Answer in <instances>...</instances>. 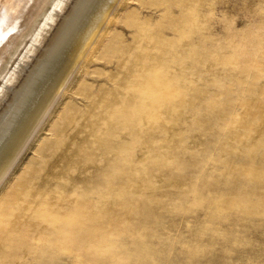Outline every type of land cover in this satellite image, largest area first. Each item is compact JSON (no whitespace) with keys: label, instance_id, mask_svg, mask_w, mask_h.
Wrapping results in <instances>:
<instances>
[{"label":"clouds","instance_id":"9594fccd","mask_svg":"<svg viewBox=\"0 0 264 264\" xmlns=\"http://www.w3.org/2000/svg\"><path fill=\"white\" fill-rule=\"evenodd\" d=\"M171 4L177 21L198 13L201 25L177 24L127 53L129 83L150 84L154 98L115 116L98 110L84 130L86 194L78 187L64 203L90 232L60 247L22 245L25 264H111L109 233L130 264H264L254 238L264 230V0ZM226 4L245 21L231 41L216 32Z\"/></svg>","mask_w":264,"mask_h":264},{"label":"rangeland","instance_id":"374dc122","mask_svg":"<svg viewBox=\"0 0 264 264\" xmlns=\"http://www.w3.org/2000/svg\"><path fill=\"white\" fill-rule=\"evenodd\" d=\"M126 1L127 0H122V2L126 4L123 5L124 3L121 2L113 10V15L110 17V22L106 23L103 27V33L101 34L103 37L101 39V43V36H99L97 38V40H99H95V42L97 41V44L94 43V48L92 47L89 51L90 55L88 53L86 57L80 62L78 68L70 78L69 83L59 94L52 107L49 109L48 113L38 126L37 130L29 139L25 147L21 150L14 163L4 175V178H2L0 181V224L2 223L0 225V242L3 241L0 243V255L1 253H5V256H0V261L6 262H3V264H11L12 262H14L12 264H25V260H20L19 258L28 257V249L22 247V245H25L26 243L28 245H37L36 247L38 248H44L45 245V248L60 247L62 244H67L68 240L71 242L74 238H76L75 235L73 239L69 238L67 240L69 237L67 231L70 229V226H73L71 225L72 223L74 224V222H77V216H82V214L78 211L77 206L70 205L72 210L70 215L69 211H67L68 207L62 204H65L64 201L69 195L73 197L77 195L75 189L78 187H80L82 193L86 194L82 187L84 174L80 173V169L84 167V153L89 142V137H85L84 135V130L91 127L88 122L94 115L97 114L98 110L107 111L110 108L112 111L109 114L115 116L120 110L121 105L127 107H143L150 98H154L153 89L150 84L137 86L135 84L129 83L131 80V76L129 75L131 65L128 64L127 53L131 51L132 48H135L137 44H141L145 51H147L149 47L152 46L153 40L159 37L161 34L164 37L172 36L173 33L169 32L167 29L175 27L177 24H179L181 27L184 25L199 27L202 23V21L199 19L198 13L190 14L183 21H177L176 18L180 15V12L178 8L172 7L171 0ZM131 11H136L137 14L135 12L130 13ZM238 15L239 10L234 8V6L231 4L217 7L215 21L216 32L219 33L225 41L233 40L235 30L244 27L245 21L242 19H237ZM113 19L114 21H112ZM109 23L112 24L110 25ZM112 26L115 27V31ZM106 36L108 38H105ZM256 39L264 40V32L258 33ZM94 55L96 57H94ZM105 55H107V57ZM108 55L110 57H108ZM102 56L106 57H104L105 60L102 58ZM86 65L87 67L85 68L84 66ZM84 74L86 78H84ZM121 77L124 78H122L120 81L119 78ZM84 79L86 81H84ZM74 85L77 87L75 88ZM130 88L131 91H129ZM151 91L152 93H150ZM101 98H103V100L100 101ZM63 104L67 108L62 107ZM62 108H64V110H61ZM82 110L84 112H82ZM48 126L52 129H49ZM56 126L60 127L58 128ZM44 136L45 138H43ZM47 136L48 138L46 139ZM41 140H44V142ZM44 143L46 144L44 145ZM37 146L39 150L36 149ZM42 146L44 148H42ZM72 156L73 160L67 161V159H72ZM25 173H27V175H25ZM73 173H75V175ZM12 182H14L13 186L15 187L12 186ZM34 185L35 187H33ZM70 189L72 190L70 191ZM2 201L5 202L3 203ZM1 204L3 205V208L1 207ZM39 206H42V208ZM60 206H64L65 209L61 208ZM38 207L41 210H39ZM12 209L13 211H11ZM32 211L35 215L30 213ZM22 212L23 214H21ZM28 215H30L31 219ZM8 216H10V219ZM21 217H26V219H20ZM59 219H61V226H64V229L61 228V221ZM65 220L66 222L69 221L71 223L68 225L65 223ZM86 223L88 224L87 227L89 226L91 228L89 222L86 221ZM23 224L28 225L25 227ZM3 225L6 227H3ZM89 227L87 230L90 232ZM10 228L12 230H10ZM52 228L54 230H52ZM80 230L78 229V232ZM55 231H57L56 234H54ZM83 231L81 230L80 233H83ZM49 233H53L52 236ZM36 234H38V236L40 235V238L35 239L33 236ZM75 234H77V231ZM11 235L14 237H11ZM5 237L12 240L10 241L8 239L6 241L7 238ZM2 238L6 241V243H4L5 241ZM41 238L44 240V242ZM254 238L257 241L264 243V230H256L254 233ZM46 240H48V243ZM2 243L3 247L1 245ZM15 243H19L20 245L18 244L16 246ZM7 246H9L10 249L6 248ZM119 246V234L109 233L108 247L112 249L114 253L111 257V264H130V261L126 260L123 255L115 252V249ZM10 250L12 251L13 256ZM6 252H8L9 255H6ZM9 259L10 262L8 261ZM143 264H152L151 258L146 256Z\"/></svg>","mask_w":264,"mask_h":264},{"label":"bare ground","instance_id":"6f19581e","mask_svg":"<svg viewBox=\"0 0 264 264\" xmlns=\"http://www.w3.org/2000/svg\"><path fill=\"white\" fill-rule=\"evenodd\" d=\"M121 2H122V0H64L62 6L55 7V0H0V76H2L4 78V83L0 84V181L2 180V178H4V175L7 173V171L11 167V165L14 163L15 159L20 154L21 150L25 147V145L28 143L29 139L32 137L34 132L37 130L38 126L42 122L45 115L48 113L49 109L52 107L53 103L55 102V100L57 99L59 94L63 91L65 86L69 83L70 78L72 77V75L74 74L76 69L78 68L80 62L89 53V51L93 47V44L99 40V39L97 40V38L99 36H101V34L103 33L102 31H103L104 25L106 23L110 22V17H111V15H113L112 14L113 10ZM124 2H122V3H124ZM126 2H128V0ZM125 4L126 3H124L123 5H125ZM132 12L133 11H131L130 13H132ZM134 12L136 13V11H134ZM117 14H118V12H117ZM70 19L73 21V26L71 27V29L68 28V21ZM112 21H114V19ZM112 28L114 29L115 27L112 26ZM111 29H110V31L112 32ZM115 30L116 29H114V31ZM107 36L105 38H108ZM102 37L103 36L100 37V43H101ZM95 40H97V41L95 42ZM55 41H59L60 46L58 48V52H57L55 59H53L50 56V49L52 47L53 42H55ZM96 47H97V45H96ZM98 47H99V45H98ZM100 49H101V47H100ZM97 52H98V49H97ZM97 52H96V54H97ZM108 54H110V53H108ZM89 55H90V53H89ZM95 55H94V57H96ZM105 56L107 57V55H105ZM105 56H102V58H104ZM108 57H110V56L108 55ZM105 58H104V60H105ZM41 66H43L45 70L43 71V73L41 74L39 79H35L34 73ZM84 67L86 68L87 65ZM84 76H85V74H84ZM84 78H86V76ZM122 78H124V77L119 78V80L121 81ZM82 80H79V81H82ZM84 81H86V80L84 79ZM74 86H73V89H74ZM76 87L77 86H75V88ZM25 89L29 90V94L24 99L23 104L18 105V100L24 94ZM150 93H152V91ZM65 100H66V98H65ZM101 100H103V98H101L100 101ZM70 106H71V104H70ZM62 107L67 108L64 106V104ZM64 108H62L61 110H64ZM82 112H84V111L82 110ZM52 121H53V119H52ZM56 127H58V126H56ZM48 128H49V126H48ZM83 128H84V126H83ZM49 129H52V128L50 127ZM53 131H54V129H53ZM43 138H45V136ZM47 138H48V136L46 137V139ZM41 141L44 142V140H41ZM43 142H42V144H43ZM45 144L46 143H44V145ZM38 145H39V142H38ZM42 148H44V147L42 146ZM36 149H38V146ZM33 157H34V155H33ZM72 160H73V156H72V159H67V161H72ZM30 164H32V163H30ZM30 164H28V165H30ZM27 168H28V166H27ZM72 168H74V167H72ZM40 171H41V169H40ZM19 174H22V173H19ZM25 175H27V173H25ZM14 182H12V186H13ZM35 185H36V183H35ZM35 185L33 187H35ZM13 187H15V186H13ZM19 189H21V188H19ZM41 189H42V187H41ZM0 194H1V192H0ZM7 198H8V196H7ZM22 198H24V197H22ZM5 201H2V202L4 203ZM40 203H39V205H40ZM42 203H43V201H42ZM62 203H63V201H62ZM8 204H9V202H8ZM48 205H50V204H48ZM62 205H65V204H62ZM2 206L3 205L1 204V207ZM42 206H39V207L42 208ZM39 207H38V209H39ZM46 207H50V206H46ZM66 207L69 208V209L67 208V211H69V213H70L72 211L70 208V205H68ZM4 208H5V206H4ZM61 208H64V206ZM8 209H9V207H8ZM39 210H41V209H39ZM61 210H63V209H61ZM11 211H13V209ZM50 211H51V209H50ZM28 212H25V213H28ZM30 213L33 214L34 212L32 211ZM21 214H23V212ZM2 215H5V214H2ZM33 215H35V214H33ZM70 215H71V213H70ZM28 216L31 219L30 215H28ZM9 217L10 216H8V218ZM60 218H62V217H60ZM76 219H77L76 220L77 222L73 221L74 224L73 223L71 224L73 226H70L69 230L67 229L68 230L67 231L68 236H69L67 238V240L69 238L73 239L76 235L75 234L76 231L78 232V229L79 230L81 229L82 231L84 230L83 233H81V234L89 233V231L87 230V228L89 226L87 227L88 224L86 223V221H88L87 218L79 215V216H77ZM46 220H47V217H46ZM59 220L61 221V219H59ZM55 223H58V222H55ZM65 223H67L69 225V223H71V222H69V221L66 222V220H65ZM59 224H60V222H59ZM59 224H56V225H59ZM23 225H25V224H23ZM26 225H28V224H26ZM26 225H25V227H26ZM61 225H62V221H61L60 226ZM21 226H22V224H21ZM3 227H6V226L3 225ZM63 227L61 226V228H63ZM14 228H16V227H14ZM50 228H48V229H50ZM53 228H52V230H54ZM44 229H43V231H44ZM3 230H5V229H3ZM10 230H12V229L10 228ZM19 230H21V229H19ZM46 230H47V228H46ZM81 230L79 231V233L81 232ZM56 232L57 231H55L54 234H56ZM67 232H66V235H67ZM31 233H32V231H31ZM1 234H2V232H1ZM38 234L34 235L33 237L35 239L40 238V235L38 236ZM52 234H50V235L52 236ZM7 237H9V236H7ZM7 237H5V238H7ZM11 237H14V236L11 235ZM26 237H28V236H26ZM53 238H54V236H53ZM8 239L9 238H7L6 241ZM13 240H14V238H13ZM49 240H50V238H49ZM6 241L4 243H6ZM1 242H3V241H1ZM43 242H44V240H43ZM46 242L48 243V240H46ZM28 243H30V242H28ZM67 243H70L69 240ZM8 244H9V242H8ZM18 244L19 243H17L16 246ZM1 245L3 247V243ZM35 246H37V245H35ZM45 246H44V248H45ZM14 247H15V245H14ZM6 248H9V246H7ZM19 248H20V246H19ZM14 251H16V250H14ZM2 252H4V251H2ZM6 253H7L6 255H9L8 252H6ZM4 254L5 253H3V254L1 253L2 256ZM11 254L13 256L12 251H11ZM17 255H18V253H17ZM17 255H16V257H17ZM19 259L21 260V257ZM8 261L10 262V259ZM3 262L6 263L5 261H3ZM12 263H14V262H12Z\"/></svg>","mask_w":264,"mask_h":264},{"label":"snow or ice","instance_id":"6c2138e0","mask_svg":"<svg viewBox=\"0 0 264 264\" xmlns=\"http://www.w3.org/2000/svg\"><path fill=\"white\" fill-rule=\"evenodd\" d=\"M64 0H55V7H60L62 6ZM73 26V21L70 19L68 21V28L71 29V27ZM60 46V42L59 41H55L52 44V47L50 49V56L55 59L57 52H58V48ZM44 67L41 66L40 68H38L35 73H34V78L35 79H39L41 74L44 71ZM4 83V78L2 76H0V84ZM29 94V90L25 89L24 94L20 97V99L18 100V105H22L24 102V99L27 97V95Z\"/></svg>","mask_w":264,"mask_h":264}]
</instances>
